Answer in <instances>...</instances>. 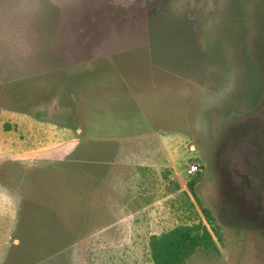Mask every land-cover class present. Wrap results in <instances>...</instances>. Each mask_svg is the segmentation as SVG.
Segmentation results:
<instances>
[{
    "label": "rangeland",
    "instance_id": "1",
    "mask_svg": "<svg viewBox=\"0 0 264 264\" xmlns=\"http://www.w3.org/2000/svg\"><path fill=\"white\" fill-rule=\"evenodd\" d=\"M28 201L35 264H154L184 225L217 248L186 264H264V0H0V264Z\"/></svg>",
    "mask_w": 264,
    "mask_h": 264
},
{
    "label": "trees",
    "instance_id": "2",
    "mask_svg": "<svg viewBox=\"0 0 264 264\" xmlns=\"http://www.w3.org/2000/svg\"><path fill=\"white\" fill-rule=\"evenodd\" d=\"M55 93L53 92L50 98ZM26 111L21 110L24 113ZM195 183V181L190 183V189L196 195ZM22 209L17 234L14 237L19 240V244L11 247L4 264H35L51 254H43L41 248L48 249L50 245L44 244V239L37 236V233H41V223L45 225L44 215L48 214L47 208L28 201L24 203ZM203 211L209 222L214 223L215 219L211 211L207 208ZM56 218L54 215V219ZM202 248L217 251L212 234L202 226H178L159 236H153L150 240L154 264H186Z\"/></svg>",
    "mask_w": 264,
    "mask_h": 264
},
{
    "label": "crops",
    "instance_id": "3",
    "mask_svg": "<svg viewBox=\"0 0 264 264\" xmlns=\"http://www.w3.org/2000/svg\"><path fill=\"white\" fill-rule=\"evenodd\" d=\"M30 125H31V127H37V128L39 127L38 124H33V123L31 124L30 123ZM28 131H31V130L28 129ZM25 140H26V144H25L26 150L22 153L16 150L15 153H21V155L23 154L22 157H24L25 159H45V154L43 155V152H44L43 142H45V138L42 134H33V133L27 134ZM153 148L154 147L151 146V148L149 150V152H150L149 155H147L148 151L141 150L139 153H135L134 155L132 154L131 157L129 156V160L134 159V160L138 161L137 158H146V157L150 158L153 155L155 156V153L151 154V149H153ZM125 159L127 160L128 156H126ZM150 162H151V160H150ZM153 162H154V160L152 159V163ZM149 165L146 164L143 167H147V168L152 167V165H150V166Z\"/></svg>",
    "mask_w": 264,
    "mask_h": 264
},
{
    "label": "built area",
    "instance_id": "4",
    "mask_svg": "<svg viewBox=\"0 0 264 264\" xmlns=\"http://www.w3.org/2000/svg\"><path fill=\"white\" fill-rule=\"evenodd\" d=\"M197 170H198V167L193 165L188 172H189V174H195L197 172Z\"/></svg>",
    "mask_w": 264,
    "mask_h": 264
},
{
    "label": "flooded vegetation",
    "instance_id": "5",
    "mask_svg": "<svg viewBox=\"0 0 264 264\" xmlns=\"http://www.w3.org/2000/svg\"><path fill=\"white\" fill-rule=\"evenodd\" d=\"M56 96H57V93H55L53 97L55 98ZM53 97H51L50 100H51ZM53 103H54V104H52L51 106H58V105L55 104V102H53ZM43 106H44V105H43ZM48 106H50V105H48Z\"/></svg>",
    "mask_w": 264,
    "mask_h": 264
}]
</instances>
